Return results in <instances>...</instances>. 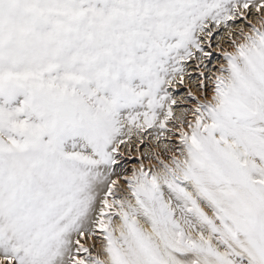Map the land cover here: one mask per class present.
Returning a JSON list of instances; mask_svg holds the SVG:
<instances>
[{
  "label": "snow or ice",
  "instance_id": "snow-or-ice-1",
  "mask_svg": "<svg viewBox=\"0 0 264 264\" xmlns=\"http://www.w3.org/2000/svg\"><path fill=\"white\" fill-rule=\"evenodd\" d=\"M0 264H264V0H0Z\"/></svg>",
  "mask_w": 264,
  "mask_h": 264
},
{
  "label": "rangeland",
  "instance_id": "rangeland-1",
  "mask_svg": "<svg viewBox=\"0 0 264 264\" xmlns=\"http://www.w3.org/2000/svg\"><path fill=\"white\" fill-rule=\"evenodd\" d=\"M250 19L254 20V17H250ZM240 26H245V30L247 29V26L244 24L243 21H237L235 24L232 25L233 28L238 29ZM224 31L222 30L217 36L213 37V47L212 48H206V51L212 52L211 57V63L207 64V68L204 67V64L206 62L198 61L195 58H192L188 60L186 70L184 73V83L179 84L177 83V86L175 89H173L174 98L178 102V107L176 108L177 112L184 110V109H191L197 100L207 99L211 97L212 94V83L209 79H206L205 77H201L199 75L200 72H205L206 76H211L213 72L216 71V68L219 66L220 63H224L222 60V53L216 51V43L219 40L220 36H223ZM227 47V45H225ZM200 64V67L198 68L196 65ZM208 69H211V71H208ZM204 80L207 87L204 90H201L198 87L199 81ZM191 91L193 94L192 97L187 96L188 92ZM195 97V99H193ZM191 113L189 112V119H191ZM139 142L137 140L132 141V146L129 147L127 144L121 149V156H120V166L117 169L118 174L123 177L124 175H131V170L136 167L138 168L141 163H144L146 167L149 166V160H148V153L150 151V148H155L157 152L161 153V155L167 159L168 154L164 152V146L165 144L168 145L169 148L174 149V145L178 144V141L175 139V137H172L171 140H163L159 144H157L154 140L151 138H148L147 143L140 145L139 148H137V144ZM178 155V153H176ZM141 157H144L143 160H141ZM152 164H155L156 161L152 160ZM123 170V171H121ZM99 241V240H97ZM97 241L93 242L91 240L86 241V243L91 246L93 243H96ZM100 242V241H99ZM96 250H99V248L96 246Z\"/></svg>",
  "mask_w": 264,
  "mask_h": 264
},
{
  "label": "bare ground",
  "instance_id": "bare-ground-1",
  "mask_svg": "<svg viewBox=\"0 0 264 264\" xmlns=\"http://www.w3.org/2000/svg\"><path fill=\"white\" fill-rule=\"evenodd\" d=\"M96 246L99 248L100 247V242L99 241H97L96 243Z\"/></svg>",
  "mask_w": 264,
  "mask_h": 264
}]
</instances>
